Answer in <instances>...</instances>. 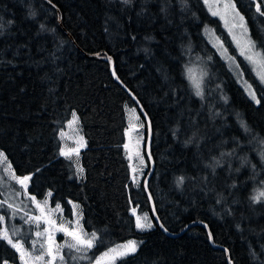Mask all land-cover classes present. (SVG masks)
<instances>
[{
  "label": "trees",
  "instance_id": "obj_1",
  "mask_svg": "<svg viewBox=\"0 0 264 264\" xmlns=\"http://www.w3.org/2000/svg\"><path fill=\"white\" fill-rule=\"evenodd\" d=\"M234 1L264 54V15L256 12V4L264 11V3ZM52 3L83 52L112 59L121 83L108 62L84 56L45 1L0 0V151L17 176H31L28 191L38 201L51 193V205L61 206L67 218L73 214L71 202L81 206L84 228L97 239L88 260L72 264H92L130 240L140 243L137 252L116 264H228L204 226L175 238L157 226L145 178L134 186L124 152L127 107L144 119L123 84L151 120L156 168L149 190L166 229L178 234L190 223H206L234 264H264V199H251L264 191V86L241 60L259 97L255 103L209 45L204 28L219 34L222 28L204 1ZM201 62L204 79L197 96L189 66ZM73 113L87 140L82 178L61 154L60 134ZM190 138L193 142L186 144ZM217 160L222 167H215L213 177L206 166ZM233 183L236 187H229ZM132 208L149 212L155 227L137 229ZM28 228L19 240L30 247ZM6 262L22 264L17 251L0 239V264Z\"/></svg>",
  "mask_w": 264,
  "mask_h": 264
},
{
  "label": "rangeland",
  "instance_id": "obj_2",
  "mask_svg": "<svg viewBox=\"0 0 264 264\" xmlns=\"http://www.w3.org/2000/svg\"><path fill=\"white\" fill-rule=\"evenodd\" d=\"M203 1L205 3V0ZM231 2L234 3L236 6L234 0H231ZM226 3H228V0H208V2L205 3L211 15L217 18L221 22L222 31L219 34L214 28L210 26H206L204 28V36L208 41L209 45L214 49L216 54L227 63L229 69L233 72L235 77H237L238 82L240 83L242 88L246 91L249 98L256 103V101L252 99L251 96L249 95L248 85L251 84L246 78L244 69L241 64V60L245 62L253 70V73L261 82V78L264 77V56L256 54V53L263 54L262 51L259 50V48L257 47L256 43H255L256 45L255 52L248 45L246 37L250 36L251 39L252 37L250 35L248 24L245 18L244 20L248 28L247 34H242L243 30L241 28L234 27V24L238 22V17H234L231 9H226L224 7ZM235 10L241 14L237 6ZM213 11H215L217 14L213 15L212 14ZM249 56L252 57L251 61L248 59ZM203 66L204 65L202 64V62L196 64L193 63L189 66V77H190L189 80L192 81L195 87H196V83H199L200 85L204 79L203 77L204 72L202 71ZM261 84L264 86V83ZM201 87L202 86L200 85V88ZM253 90L255 89L253 88ZM256 99L259 100L257 93H256ZM131 109H135V112L130 111ZM75 116L77 119L74 120L72 116L66 128H64L61 131V133H63V136H61L60 134V137L62 142V151L68 153V155H63V156L72 160L75 163L77 171L79 172L80 177L82 178L84 175V169L81 164V153L83 150L87 148V140L84 136L83 129L80 124V120L76 114ZM137 116H139V120L136 119ZM127 119H128V126L126 130L125 144H129L130 147L129 150H126L124 148V152L130 165L131 181L133 182L135 187H139L143 179L146 178L145 176H147L146 173L148 170V161H147L148 159H146L147 157L145 156L146 154L144 153L145 132H146L145 124L138 110L135 107H127ZM129 124H132L134 127L131 133L127 134ZM140 124H143V127H138ZM81 136L83 137V141L80 140ZM77 147H79L78 156L75 154V152L72 151V149H75ZM129 156H131V159H129ZM141 157L143 158V163H141V159H140ZM7 162H10L8 157H7ZM5 167H6V162H3L2 158H0V201H6V203H4L2 207H0V211H2L0 215H3L5 217L4 222L0 223V233H2L4 229H7L9 235L11 236L14 242H20L23 244V247L26 251L25 258L28 259L29 264H48L49 261H51V264H72L73 262L80 263L83 262L84 260H88L87 255H89V251L91 248L87 250H83V249L77 250L76 248H70L68 245L75 243L74 241H72L71 237L66 236L62 231H55L50 229L52 231V237H53L52 250H53V255L55 256V260H52V257L47 254L49 243H48L47 233H44V230L46 228H50L49 224L44 223L42 219L39 227L37 228L35 222H31V223L25 222V220L27 219V217L25 216L26 212L28 213L29 216L41 215V210L37 209L35 203L28 198V195H31L28 191L30 181L28 182V187H27L28 195H26L23 188L19 184H17V186L20 189L17 190L15 188L16 185L15 181L10 180L3 171ZM80 168L83 169L82 173L78 170ZM50 198L51 196L48 195V197L43 201H38L36 199V202H39L41 205H43V218L54 220L57 227H59L61 223H63L64 227H67L69 229H71L72 227H76L78 221V228L82 229L83 233L86 234L87 238H91L92 233L86 232L84 228L83 214H82L81 206L79 204L75 202H71L73 214L71 218H67L61 206L54 207L51 205ZM7 203L13 204L15 208L19 210L14 212V209H10L7 207ZM133 209L136 210V214L139 216H143L145 213H147L148 219L152 224V227L150 229H146V230L139 229L140 231L151 230L155 227V223L151 218L149 212L139 213L137 208H132V211ZM24 228L31 229L33 233V235L30 238V247H27L22 240H19L20 237H23L25 234L27 235V230L25 231ZM13 229L16 230V234L14 235L12 234ZM37 231L44 233V235L38 238L36 236ZM96 239L93 242V247L96 244ZM33 241L36 242L35 247L33 246ZM130 241L136 242L137 246L135 251H131L130 249L125 250L118 248V246L127 244L129 241L122 244H118L112 247L111 249H109L108 251L104 252L102 255H100L96 259V261L92 264H116L117 261L120 260L121 258L134 254L135 252H137L140 243H138L136 240H130ZM41 243H43L44 245L43 248L40 247ZM112 249H118V251L114 253L111 251ZM36 255H43L44 259L35 260ZM4 264H10V263L6 262Z\"/></svg>",
  "mask_w": 264,
  "mask_h": 264
},
{
  "label": "snow or ice",
  "instance_id": "obj_3",
  "mask_svg": "<svg viewBox=\"0 0 264 264\" xmlns=\"http://www.w3.org/2000/svg\"><path fill=\"white\" fill-rule=\"evenodd\" d=\"M52 0H49V3H51ZM130 0H124V3H129ZM208 0H205V3H207ZM262 3H264V0H261ZM53 7H55V5H53ZM224 7L226 9H231L233 12L234 17H238V22L234 24V27H239L243 30L242 34H247L248 32V28L246 26L245 20H244V16L241 15L238 11H236V6L234 3L231 2V0H228V3H226L224 5ZM256 12L259 13L260 15H264V11L261 10V5L260 3L256 4ZM213 15H216L217 13L215 11H213L212 13ZM31 15L34 17L35 13L32 12ZM262 24H264V21L261 22ZM40 27L43 29L44 25L41 24ZM247 38V42L248 45L250 46V48L255 52V41H253L250 36L246 37ZM257 55H262L264 56V54L261 53H256ZM110 59V58H109ZM248 59L251 61L252 57L249 56ZM115 75V73H113ZM261 83H264V77L261 78ZM248 89H249V95L251 96L252 99H254L256 101V103H260V101L258 99H256V92L255 90H253L251 85H248ZM196 95L197 96H202V92L200 90V85L199 83H196ZM137 103H139V101H137ZM130 111L135 112V109H131ZM73 118L74 120L77 119L75 116V113H73ZM137 120H139V116L136 117ZM133 125L129 124V128H128V133L130 134L132 129H133ZM138 127H143V124H140ZM61 136H63V133H61ZM195 134H193V138H194ZM193 138H190L189 140H187L185 143L186 144H190L193 142ZM131 139V137H130ZM80 140L83 141V137H80ZM123 147L126 150H129V144H124ZM73 152H75V154L78 156L79 155V147L72 149ZM62 155H68V153L65 152H61ZM223 155V153H222ZM229 155H231V153H229ZM0 158H2L3 162H6V167L3 169L4 173L8 176V178L10 180L15 181L16 184H19L26 195H28L27 193V187H28V182L31 180V176H16L15 175V170L12 169L11 163L7 162V157L5 156V154L3 152H0ZM129 159H131V156H129ZM141 163H143V158L141 157ZM217 166H221L220 161H216L215 165H207L206 167H211L212 168V175L213 177H215L216 173H215V167ZM81 173L83 172V169L80 168L78 169ZM135 171V169H134ZM229 171H231V169L229 168ZM236 171H239V169H236ZM203 181L205 182V184L210 183V181L208 180V177L205 176L203 177ZM183 183V178H179L178 179V184H182ZM229 187L231 188H235L236 185L233 183L231 185H229ZM209 191H214V189H209ZM49 196H51V193H48ZM28 198L30 200H32L35 203V206L37 209L41 210V215L40 216H29L28 213H25V216L27 217V219L25 220L26 223H31V222H35L37 228L39 227L42 219L43 222L46 224H49L50 228H46L44 230V233H47V238H48V249H47V254L49 256L52 257V260H55V256L53 255V250H52V243H53V237H52V231L51 230H55V231H62L64 232V234L66 236L71 237L72 241H74V244H69L68 246L70 248H76L77 250H87L93 247V242L96 239V234L92 233L91 238H87L86 234L83 233L82 229L78 228V221H77V226L76 227H72L71 229L64 227L63 223H61V225L59 227L56 226V223L54 220H49L46 218H43V205H41L39 202H36V198L35 196H31L28 195ZM221 199H223V197L221 196L218 200L217 203L221 202ZM254 202H261L262 199H264V191L259 192L256 196H253L251 198ZM6 203V201H0V207L3 206V204ZM7 207L10 209H14L15 211H18L19 209L15 208V206L11 203H7ZM57 207H59V205H57ZM132 215L136 217V222H135V226L137 229L140 230H146V229H150L152 227L151 222L148 219L147 213H145L143 216H139L136 214V210L133 209L132 211ZM23 219V217H22ZM5 217L3 215H0V223L4 222ZM161 227H163V225H161ZM239 227V226H238ZM51 229V230H50ZM44 233L37 231L36 232V236L39 238L42 235H44ZM13 235L16 234V230L13 229ZM0 239H4L7 241V243L9 245H11L12 248H14L19 254H20V260L22 261V264H29L28 259H26V251L23 247V244L20 242H14L13 239L11 238V236L8 233L7 229H4L2 233H0ZM35 241H33V246L35 247ZM136 242L135 241H129L127 244L118 246V248L120 249H125L128 250L130 249L131 251H135L136 249ZM41 248L44 247L43 243H41L40 245ZM112 252H117L118 249H112ZM107 255V254H106ZM44 257L43 255H36L35 256V260H43ZM48 264H51V261L48 262Z\"/></svg>",
  "mask_w": 264,
  "mask_h": 264
},
{
  "label": "water",
  "instance_id": "obj_4",
  "mask_svg": "<svg viewBox=\"0 0 264 264\" xmlns=\"http://www.w3.org/2000/svg\"><path fill=\"white\" fill-rule=\"evenodd\" d=\"M45 1L48 5H50L51 7H53V4L52 2L49 3V0H43ZM57 13H58V20H59V25L60 27L62 28V30L64 31V33L72 40V42L74 43V45L80 50L82 51V49H80V47L76 44V42L74 41L73 37L66 31V29L64 28L63 26V19H62V15L60 13V10L58 9V7L55 5V7H53ZM83 52V51H82ZM84 56L87 57V58H90V59H95V60H99V61H104V62H108L110 64V67H111V73H112V76L114 77V79L121 83L120 79L118 78V75L116 73V70H115V67H114V62L112 61V59H109L108 56H105L103 57L102 55L100 54H87L85 52H83ZM115 73V75L113 74ZM123 88L126 90V92L129 94V96L131 97V99L137 104L139 110H140V113L146 123V127H147V136H146V143H145V153H146V157L148 159V162L150 164V170H149V173L147 174L146 178H145V181H144V188L146 190V193L148 195V199L150 201V205H151V211H152V215L154 217V220L157 224V226L168 236L170 237H180L182 235H184L187 231H189L191 228L193 227H196V226H204L208 233H209V237H210V241L211 243L215 246V248L217 249H221L223 250L225 253H226V257H227V261H228V264H234L230 258V252L227 248L225 247H220L218 245H216L214 243V237L212 235V232L210 230V227L206 224V223H203V222H193V223H190L189 225H187L180 233L178 234H171L170 231H168L166 229V227L164 226V224L162 223L161 219L159 218V215H158V212H157V209H156V205H155V202H154V199L152 197V194L149 190V184H150V181L154 175V172H155V163H154V160H153V157H152V144H153V130H152V124H151V120L148 116V114L145 112L144 108L142 107L141 103H137V101H139L136 96L129 90L127 89V87L123 84L122 85ZM161 225H163V227H161Z\"/></svg>",
  "mask_w": 264,
  "mask_h": 264
}]
</instances>
